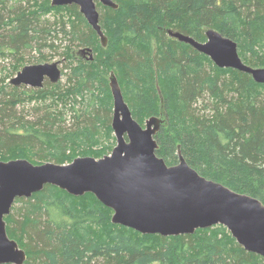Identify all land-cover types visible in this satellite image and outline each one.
<instances>
[{
    "label": "trees",
    "instance_id": "trees-1",
    "mask_svg": "<svg viewBox=\"0 0 264 264\" xmlns=\"http://www.w3.org/2000/svg\"><path fill=\"white\" fill-rule=\"evenodd\" d=\"M114 1L117 8L96 2L107 37L102 46L75 4L0 0V55L15 57L12 75L24 62H45L43 50L58 49L59 34L67 40L65 83L34 88L0 81V160L67 163L110 153L116 144L113 71L141 125L159 115L162 98L167 124L154 137L167 165L176 164L180 152L199 174L264 203V83L216 66L167 33L205 41L206 29H214L237 43L243 62L263 67L264 0ZM86 46L93 59L75 58ZM32 51L28 59L20 55ZM112 213L91 192L75 196L46 184L15 199L6 230L25 250L23 264H264L222 224L162 236L113 223Z\"/></svg>",
    "mask_w": 264,
    "mask_h": 264
},
{
    "label": "water",
    "instance_id": "water-1",
    "mask_svg": "<svg viewBox=\"0 0 264 264\" xmlns=\"http://www.w3.org/2000/svg\"><path fill=\"white\" fill-rule=\"evenodd\" d=\"M50 1L52 6L77 5L101 45H106L96 2L117 8L114 0ZM167 33L207 55L216 66L240 70L264 83V66L243 62L237 43L220 32L206 29L205 41L172 29ZM78 53L93 59L88 46ZM59 64V60L26 64L10 79V84L38 88L43 86L45 77L56 83L61 78ZM108 80L113 98L111 127L116 139L109 154L99 158L77 156L67 163L34 164L25 158L0 160V264L24 263L26 252L9 237L5 216L16 198L30 197L46 184L75 196L93 193L113 210V223L143 234H190L198 228L222 224L245 250L264 257V203L199 174L180 152L178 162L167 165L156 154L158 144L154 137L167 124L162 98L159 115L150 116L141 125L132 117L113 71Z\"/></svg>",
    "mask_w": 264,
    "mask_h": 264
},
{
    "label": "rangeland",
    "instance_id": "rangeland-1",
    "mask_svg": "<svg viewBox=\"0 0 264 264\" xmlns=\"http://www.w3.org/2000/svg\"><path fill=\"white\" fill-rule=\"evenodd\" d=\"M46 18H49L51 21L54 19V16L53 15H46L45 16ZM61 34H59V39H57L54 44L56 45H60L58 49H50V48H45L43 51L44 53L48 56V59L46 60V62H52V61H57L59 60L61 62L60 64V68L62 70L63 67H65V65L67 64V60L65 59V57L61 54V52L63 51V48L64 46L67 44V40H64L62 39V41L60 40L61 39ZM77 49V47H73V50L75 51ZM32 54H34V51H32V53L29 55L28 52H23L21 53L20 55L23 57L24 56V59H28L29 56H31ZM24 62V61H23ZM17 61L15 59L14 56L12 55H5V56H1L0 55V81L2 79H4V83H9L10 84V79L16 74H13L12 75V67L14 64H16ZM25 64H29V63H23L22 66H24ZM21 66V67H22ZM21 67L19 69H21ZM69 71V68H66L65 69V72H68ZM10 76V77H9ZM60 81L62 83H65L67 80H66V74H63L62 73V76H61V79ZM12 85V84H11ZM33 104H35V102H30L29 104H27L26 106H29L27 107L26 109L30 110V108L33 106ZM17 109L18 110H21V105H18L17 106ZM30 112V111H29ZM30 114V113H29ZM71 111L68 110L67 112L65 111V116H66V119L67 120H70L71 119ZM91 156V155H90ZM34 163V162H32ZM43 163V162H42ZM34 164H39V163H34Z\"/></svg>",
    "mask_w": 264,
    "mask_h": 264
},
{
    "label": "flooded vegetation",
    "instance_id": "flooded-vegetation-1",
    "mask_svg": "<svg viewBox=\"0 0 264 264\" xmlns=\"http://www.w3.org/2000/svg\"><path fill=\"white\" fill-rule=\"evenodd\" d=\"M80 49V48H79ZM78 49V50H79ZM78 50L77 51H75L74 52V57L75 58H82V59H86V60H89V59H87V56H88V54H79L78 53ZM46 62V61H45ZM40 63H42V62H40ZM30 64H35V63H30ZM60 64H61V62H60ZM60 64H59V67H60ZM26 65V64H25ZM23 67V66H22ZM61 69V68H60ZM61 76H62V70H61ZM109 77V76H108ZM61 79V78H60ZM59 79V80H60ZM46 81H48V82H50V80L47 78V77H45V79H44V82H43V85H44V83L46 82ZM51 83V82H50ZM22 86H25V85H22ZM25 87H31V86H25ZM35 88V87H34ZM111 152V151H110ZM109 154V153H108Z\"/></svg>",
    "mask_w": 264,
    "mask_h": 264
}]
</instances>
